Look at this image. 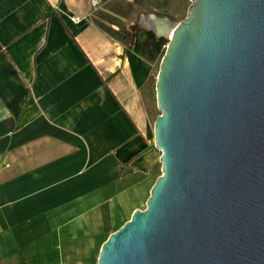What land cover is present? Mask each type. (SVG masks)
Masks as SVG:
<instances>
[{"label":"crops","instance_id":"1","mask_svg":"<svg viewBox=\"0 0 264 264\" xmlns=\"http://www.w3.org/2000/svg\"><path fill=\"white\" fill-rule=\"evenodd\" d=\"M91 1L0 0V264H92L161 175L154 65Z\"/></svg>","mask_w":264,"mask_h":264},{"label":"water","instance_id":"2","mask_svg":"<svg viewBox=\"0 0 264 264\" xmlns=\"http://www.w3.org/2000/svg\"><path fill=\"white\" fill-rule=\"evenodd\" d=\"M191 1L150 15L161 175L97 264H264V0Z\"/></svg>","mask_w":264,"mask_h":264},{"label":"rangeland","instance_id":"3","mask_svg":"<svg viewBox=\"0 0 264 264\" xmlns=\"http://www.w3.org/2000/svg\"><path fill=\"white\" fill-rule=\"evenodd\" d=\"M191 5V0H102L92 14V19L97 26L109 34H113V30L118 31L121 24L137 30L148 31L140 24L141 16L156 15L168 18L178 24L186 19ZM142 38L145 37L142 36ZM129 40L131 41V38ZM167 45L164 46V49ZM160 63L158 60L153 64L156 74H158ZM158 115H160L159 110ZM99 252L100 249L95 252L92 264H97Z\"/></svg>","mask_w":264,"mask_h":264},{"label":"trees","instance_id":"4","mask_svg":"<svg viewBox=\"0 0 264 264\" xmlns=\"http://www.w3.org/2000/svg\"><path fill=\"white\" fill-rule=\"evenodd\" d=\"M118 28V31H112V36L127 45L135 54L141 56L149 63L154 64L158 60L161 62L166 52L164 46L168 44V41L164 38L157 39L151 31L137 30L124 24H121ZM142 36L145 38H142ZM129 38H131V41Z\"/></svg>","mask_w":264,"mask_h":264},{"label":"bare ground","instance_id":"5","mask_svg":"<svg viewBox=\"0 0 264 264\" xmlns=\"http://www.w3.org/2000/svg\"><path fill=\"white\" fill-rule=\"evenodd\" d=\"M140 24L142 27L146 28V29H152L153 28V19L150 16H143L140 19Z\"/></svg>","mask_w":264,"mask_h":264},{"label":"built area","instance_id":"6","mask_svg":"<svg viewBox=\"0 0 264 264\" xmlns=\"http://www.w3.org/2000/svg\"><path fill=\"white\" fill-rule=\"evenodd\" d=\"M101 4V0H92L91 1V6L93 9H97V7ZM74 22L76 23H80L81 21H83V19L80 18H73L72 19Z\"/></svg>","mask_w":264,"mask_h":264}]
</instances>
